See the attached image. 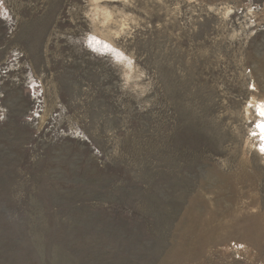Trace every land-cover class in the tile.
Returning <instances> with one entry per match:
<instances>
[{
  "label": "rangeland",
  "instance_id": "rangeland-1",
  "mask_svg": "<svg viewBox=\"0 0 264 264\" xmlns=\"http://www.w3.org/2000/svg\"><path fill=\"white\" fill-rule=\"evenodd\" d=\"M0 264H264V0H0Z\"/></svg>",
  "mask_w": 264,
  "mask_h": 264
}]
</instances>
